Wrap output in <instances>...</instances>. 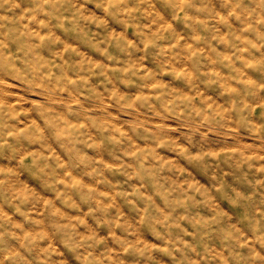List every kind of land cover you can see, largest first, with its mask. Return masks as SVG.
Masks as SVG:
<instances>
[{
    "label": "clouds",
    "instance_id": "obj_1",
    "mask_svg": "<svg viewBox=\"0 0 264 264\" xmlns=\"http://www.w3.org/2000/svg\"><path fill=\"white\" fill-rule=\"evenodd\" d=\"M0 264H264V0H0Z\"/></svg>",
    "mask_w": 264,
    "mask_h": 264
}]
</instances>
